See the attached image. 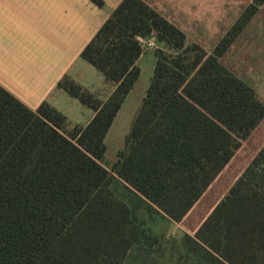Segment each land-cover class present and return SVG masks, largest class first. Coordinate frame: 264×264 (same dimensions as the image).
Returning a JSON list of instances; mask_svg holds the SVG:
<instances>
[{
	"label": "trees",
	"instance_id": "obj_1",
	"mask_svg": "<svg viewBox=\"0 0 264 264\" xmlns=\"http://www.w3.org/2000/svg\"><path fill=\"white\" fill-rule=\"evenodd\" d=\"M261 9L264 0H253L208 54L144 0H123L81 54L113 85L107 100L69 76L57 86L94 112L85 127L68 129L49 103L31 110L0 85V264L163 261L155 215L187 230L186 261L264 264V150L218 201L208 198L264 121L255 89L222 63ZM152 38L166 50L155 51L149 89L109 170L105 140L140 78L141 40Z\"/></svg>",
	"mask_w": 264,
	"mask_h": 264
},
{
	"label": "rangeland",
	"instance_id": "obj_2",
	"mask_svg": "<svg viewBox=\"0 0 264 264\" xmlns=\"http://www.w3.org/2000/svg\"><path fill=\"white\" fill-rule=\"evenodd\" d=\"M144 1L181 29L187 37L188 44H197L208 54L214 51L217 44L236 23L243 11L253 3V0ZM153 42L155 46L152 49H143L144 54L138 62V67L141 70L140 78L115 118L106 137L107 151L104 164L109 170L117 162L118 153L125 147L126 137L132 129L134 120L149 89L156 65L155 51L161 48L165 49L155 40ZM79 60L80 62L76 64L71 77L95 97L104 101L108 98L107 92L112 89L113 85L106 81L96 68L80 58ZM222 63L234 75L251 85L259 99L264 103L263 9L222 58ZM50 103L55 104L56 109L67 117L68 126L72 125L75 119H80L79 123L86 125L92 115L91 109L81 105L78 100L73 99L62 90L55 93ZM262 150H264V121L244 143L236 158L212 186L208 198H216L213 203L218 201L250 161ZM206 205L208 203L204 201V208ZM141 217L147 218V214L142 212ZM151 224L154 233L160 238H165L163 245L166 257L162 261L157 254H152L148 264H155L154 260L156 259L157 263L165 262L164 264H195L194 260L186 261V258L181 255L183 254L182 237L187 232L183 225L168 221L159 215L153 217ZM140 263L142 264V261H139V257H137L132 264Z\"/></svg>",
	"mask_w": 264,
	"mask_h": 264
},
{
	"label": "crops",
	"instance_id": "obj_3",
	"mask_svg": "<svg viewBox=\"0 0 264 264\" xmlns=\"http://www.w3.org/2000/svg\"><path fill=\"white\" fill-rule=\"evenodd\" d=\"M103 1L99 8L89 0H0V85L31 110L44 102L56 108L50 102L58 83L72 78L83 50L123 0ZM93 117L92 111L88 121ZM79 121L68 128L89 124Z\"/></svg>",
	"mask_w": 264,
	"mask_h": 264
},
{
	"label": "built area",
	"instance_id": "obj_4",
	"mask_svg": "<svg viewBox=\"0 0 264 264\" xmlns=\"http://www.w3.org/2000/svg\"><path fill=\"white\" fill-rule=\"evenodd\" d=\"M141 43L144 49L145 48L152 49L155 46L153 40H141Z\"/></svg>",
	"mask_w": 264,
	"mask_h": 264
}]
</instances>
